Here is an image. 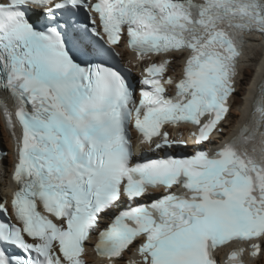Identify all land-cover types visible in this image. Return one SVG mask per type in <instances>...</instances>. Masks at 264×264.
<instances>
[{"label":"snow or ice","instance_id":"6c2138e0","mask_svg":"<svg viewBox=\"0 0 264 264\" xmlns=\"http://www.w3.org/2000/svg\"><path fill=\"white\" fill-rule=\"evenodd\" d=\"M252 36L264 0H0L17 186L0 201V264H85L90 241L107 264H218L234 242L224 264L264 257V85L219 143ZM122 43L147 61L138 100L106 63ZM130 124L155 158L133 159ZM180 125L191 155L173 154Z\"/></svg>","mask_w":264,"mask_h":264},{"label":"bare ground","instance_id":"6f19581e","mask_svg":"<svg viewBox=\"0 0 264 264\" xmlns=\"http://www.w3.org/2000/svg\"><path fill=\"white\" fill-rule=\"evenodd\" d=\"M248 40L249 43L246 45L245 52L239 66L238 72L240 75L237 77V91L234 97L230 99L231 108L228 113L227 120L221 125L224 129L223 139L230 137L234 131L236 129L238 130L240 125L247 120L250 112V99L253 100L254 97L252 94L255 92L256 85L262 81V77L264 80V39L259 36H252L249 37ZM117 50L124 63L129 66L133 72H137L141 66H147V61H137L136 57L128 53L123 46H119ZM172 68L173 70L169 71V75L180 73L179 62L174 64ZM166 130L169 131L170 137L176 139H185V136H187L191 131L189 126H182L180 129L176 127H168ZM0 138H3V143L1 142V145L5 146L9 151L8 157L3 159L0 163V189H2L3 192H6L8 198L10 199V194L14 188L12 176L15 158L12 154L13 143L4 129V122L1 115ZM2 193H0V200H2ZM130 257L135 258L133 254H130V256H126L124 258L125 261L129 260ZM84 260L88 264H107L105 260L92 256V253L90 252H86ZM250 264H264V257H260L254 262L250 261Z\"/></svg>","mask_w":264,"mask_h":264},{"label":"rangeland","instance_id":"374dc122","mask_svg":"<svg viewBox=\"0 0 264 264\" xmlns=\"http://www.w3.org/2000/svg\"><path fill=\"white\" fill-rule=\"evenodd\" d=\"M1 142L3 143V138H1ZM7 158V157H6ZM3 191H2V189H0V193H2Z\"/></svg>","mask_w":264,"mask_h":264}]
</instances>
